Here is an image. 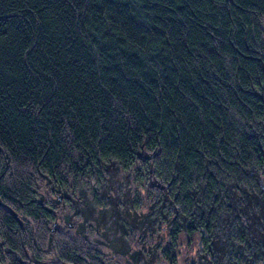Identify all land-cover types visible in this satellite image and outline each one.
Wrapping results in <instances>:
<instances>
[{"label":"trees","instance_id":"obj_1","mask_svg":"<svg viewBox=\"0 0 264 264\" xmlns=\"http://www.w3.org/2000/svg\"><path fill=\"white\" fill-rule=\"evenodd\" d=\"M131 173L157 183L139 252L98 198ZM37 180L72 188L122 262L176 264L181 235L192 264H264V0H0L9 253L16 217L39 212Z\"/></svg>","mask_w":264,"mask_h":264},{"label":"flooded vegetation","instance_id":"obj_2","mask_svg":"<svg viewBox=\"0 0 264 264\" xmlns=\"http://www.w3.org/2000/svg\"><path fill=\"white\" fill-rule=\"evenodd\" d=\"M44 184L47 188L38 192L42 196L39 212L31 211L16 217L23 235V250L9 253L7 240L10 236L6 229L0 231V264H29L25 261L35 264H95V258L99 257L100 264H131L128 261L122 262L118 249L115 248V251L110 247L113 246V239L102 223L99 222L97 226L78 217L81 212L75 204L68 202L72 188L67 189L69 193H66L59 187L51 189L50 182L45 181ZM154 188L157 187L140 184L138 175L131 173L117 178L106 195L101 194L98 197L105 202L104 209L111 204L119 208L118 216L126 220V224L119 228L118 236L133 251L139 252L145 242L151 241L149 238L152 235L148 232V227L141 226L142 229L139 230L136 226L140 227L139 208L145 207L155 198ZM193 242L195 243L192 246ZM195 244L196 240H186V245L193 248L194 258ZM37 253L41 254L39 259L36 258ZM155 259L156 256L153 255L154 262ZM185 261L192 264L193 260Z\"/></svg>","mask_w":264,"mask_h":264},{"label":"rangeland","instance_id":"obj_3","mask_svg":"<svg viewBox=\"0 0 264 264\" xmlns=\"http://www.w3.org/2000/svg\"><path fill=\"white\" fill-rule=\"evenodd\" d=\"M37 187L40 188L38 190V192L43 191L46 187V185L42 182L37 180ZM23 221V220H22ZM24 222V221H23ZM195 242L192 243V246L194 245ZM177 244L179 245L178 249H177V255H176V264H187V262L185 261L186 259H191L194 260V256L192 255V247H188L186 245V240H184L183 238H181V235L179 237V240H177ZM26 263L29 264H35V262L32 261H25Z\"/></svg>","mask_w":264,"mask_h":264},{"label":"water","instance_id":"obj_4","mask_svg":"<svg viewBox=\"0 0 264 264\" xmlns=\"http://www.w3.org/2000/svg\"><path fill=\"white\" fill-rule=\"evenodd\" d=\"M143 157H144V158H150V156L145 155V154H143ZM150 185H151V186H157V183H156V181H153ZM0 206H2V202H1V201H0Z\"/></svg>","mask_w":264,"mask_h":264}]
</instances>
